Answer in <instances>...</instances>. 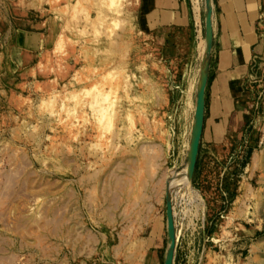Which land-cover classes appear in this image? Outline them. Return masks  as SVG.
<instances>
[{
  "label": "rangeland",
  "instance_id": "obj_1",
  "mask_svg": "<svg viewBox=\"0 0 264 264\" xmlns=\"http://www.w3.org/2000/svg\"><path fill=\"white\" fill-rule=\"evenodd\" d=\"M182 1L201 24L149 32L139 0H0V264H165L167 197L173 264H264V61L189 176L208 2Z\"/></svg>",
  "mask_w": 264,
  "mask_h": 264
},
{
  "label": "crops",
  "instance_id": "obj_2",
  "mask_svg": "<svg viewBox=\"0 0 264 264\" xmlns=\"http://www.w3.org/2000/svg\"><path fill=\"white\" fill-rule=\"evenodd\" d=\"M213 47L206 88L204 132L222 138L240 127L239 102L255 64L264 61V0H212ZM138 18L146 31L189 28L201 11L182 0H139Z\"/></svg>",
  "mask_w": 264,
  "mask_h": 264
},
{
  "label": "water",
  "instance_id": "obj_3",
  "mask_svg": "<svg viewBox=\"0 0 264 264\" xmlns=\"http://www.w3.org/2000/svg\"><path fill=\"white\" fill-rule=\"evenodd\" d=\"M207 16H206V50L209 53V58L207 63L203 61L202 65V80L200 87L197 92V102H196V123L199 122V133L196 138L193 139V145L195 144L194 149V156H193V163L191 166V173L189 176L192 175L195 167V159L196 154L198 152V146L201 138L202 133V125L204 123V114H205V100H206V88L208 83V71H209V64L211 60V52L213 47V24H212V0H207ZM195 128V127H194ZM192 160V159H191ZM171 200L167 197V216H168V232H169V250L166 257L165 264H173L174 259V249H175V229H174V220H173V211H172Z\"/></svg>",
  "mask_w": 264,
  "mask_h": 264
},
{
  "label": "bare ground",
  "instance_id": "obj_4",
  "mask_svg": "<svg viewBox=\"0 0 264 264\" xmlns=\"http://www.w3.org/2000/svg\"><path fill=\"white\" fill-rule=\"evenodd\" d=\"M205 52H206V51H205ZM205 52H204V53H205ZM207 52H208V51H207ZM101 94L103 95V93H99L98 95L96 94L97 99H96V100L94 99V100H95V101H98V100L101 98V96H102ZM95 101H94V102H95ZM101 104H102V103H101ZM105 104H106V103H105ZM105 104H104V105H105ZM95 105H96V104H95ZM99 106H100V105H99ZM102 107H103V106H102ZM104 107H105V106H104ZM99 110H101V109H99ZM105 111H106V110H105ZM105 111H104V110L100 111V114L103 113V112H105ZM106 112H107V111H106ZM106 114H107V113H106ZM105 117H106V116H105ZM199 125H200L199 122H197V123H196V126H195V133H196V134H197V132L199 133V131H198V129H199ZM197 135H198V134H197ZM194 149H195V148H194ZM192 157H193V156H192ZM190 169H191V168H190ZM186 171H187V170H186ZM186 171H185V173H186ZM190 171H191V170H190ZM189 173H190V172H189ZM189 173L187 174V176L189 175ZM179 174H180V173H179ZM179 174H177V175H179ZM172 175H173V174H172ZM177 175H176V176H177ZM174 176H175V175H174ZM183 176H184V174H183ZM187 176H186V177H187ZM154 177H155V174H154ZM170 184H171V180H170ZM227 254H229L228 251H227Z\"/></svg>",
  "mask_w": 264,
  "mask_h": 264
}]
</instances>
